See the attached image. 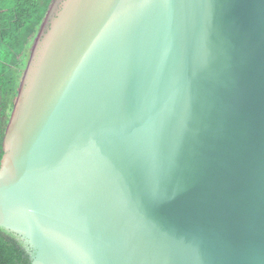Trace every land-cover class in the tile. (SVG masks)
Returning <instances> with one entry per match:
<instances>
[{
    "label": "water",
    "instance_id": "obj_1",
    "mask_svg": "<svg viewBox=\"0 0 264 264\" xmlns=\"http://www.w3.org/2000/svg\"><path fill=\"white\" fill-rule=\"evenodd\" d=\"M4 148L32 264H264V0H55Z\"/></svg>",
    "mask_w": 264,
    "mask_h": 264
},
{
    "label": "trees",
    "instance_id": "obj_2",
    "mask_svg": "<svg viewBox=\"0 0 264 264\" xmlns=\"http://www.w3.org/2000/svg\"><path fill=\"white\" fill-rule=\"evenodd\" d=\"M55 0H0V165L31 47ZM0 264H32L31 251L0 227Z\"/></svg>",
    "mask_w": 264,
    "mask_h": 264
},
{
    "label": "rangeland",
    "instance_id": "obj_3",
    "mask_svg": "<svg viewBox=\"0 0 264 264\" xmlns=\"http://www.w3.org/2000/svg\"><path fill=\"white\" fill-rule=\"evenodd\" d=\"M31 49H32V47H31ZM27 67V66H26ZM26 67H25V70H26ZM24 74H25V72H24ZM23 77H24V75H23Z\"/></svg>",
    "mask_w": 264,
    "mask_h": 264
}]
</instances>
